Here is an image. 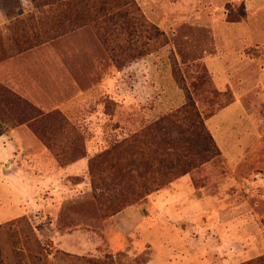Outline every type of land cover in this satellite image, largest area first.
<instances>
[{
	"label": "rangeland",
	"instance_id": "374dc122",
	"mask_svg": "<svg viewBox=\"0 0 264 264\" xmlns=\"http://www.w3.org/2000/svg\"><path fill=\"white\" fill-rule=\"evenodd\" d=\"M0 83L87 148L69 172L28 124L0 136V264H264V0H0ZM187 91L237 144L105 216L88 159Z\"/></svg>",
	"mask_w": 264,
	"mask_h": 264
},
{
	"label": "trees",
	"instance_id": "16d2710c",
	"mask_svg": "<svg viewBox=\"0 0 264 264\" xmlns=\"http://www.w3.org/2000/svg\"><path fill=\"white\" fill-rule=\"evenodd\" d=\"M242 13L243 18L227 22L244 21L247 16L244 11ZM0 120V136L7 132L8 126L15 128L28 124L42 143L55 151L60 163L67 165L68 162L87 158L86 145L78 135L67 139L71 148L54 149L56 139L63 134L62 128H72L65 116L60 112L42 114L36 106L1 83ZM150 141L156 145L154 148ZM65 153L70 160L66 159ZM219 155L221 150L187 91L185 104L175 113L158 118L140 133L116 141L111 147L90 157L87 170L95 177L91 184L104 215L114 216L152 191L159 190ZM111 179L116 182L112 190L99 184ZM145 182H154L156 186L145 189ZM97 189L108 190L110 194L97 193ZM107 258L114 259L112 255Z\"/></svg>",
	"mask_w": 264,
	"mask_h": 264
},
{
	"label": "crops",
	"instance_id": "0c3cea01",
	"mask_svg": "<svg viewBox=\"0 0 264 264\" xmlns=\"http://www.w3.org/2000/svg\"><path fill=\"white\" fill-rule=\"evenodd\" d=\"M245 22H246V21H245ZM240 23H242V22H240ZM232 24H236V23H232ZM208 65H209V64H208ZM206 66H207V65H206ZM207 67H208V66H207ZM227 78L230 79V76L227 75ZM223 79H224V78H221V82L223 81ZM219 82H220V80H219ZM161 87H163V83H162V82H161ZM129 96L132 97L131 94H129ZM127 97H128V95H127ZM167 99L169 100V104H172V102H173V98H172V97L170 98V97L168 96ZM229 113H230V117H232L233 121H234V122H237V121H238V124L232 123L231 125H228V128H224V131H233L235 128H238V129H240V133L236 135L237 138H238L239 135H243V134H242V131H245V127H244L243 123H241V122H243V118H242L240 115H238V113H234V111H233V112H229ZM213 115L216 116L217 113H215V114H213ZM213 115H211V116H213ZM211 116H210L209 119H207V118H204V119H205V123H206L207 128L209 129V131L211 132V130L213 129L214 132H216V133H214V132L212 131L211 133H212L213 137L215 138V141H216L218 147H219V148H228V147L231 148L232 146H235V145L237 144L235 141H232V142H230V143H228V144L226 143V140L224 141V135H223V133H220V132L218 131L220 125L217 126V125H216V122H214L215 120H212ZM223 117H224V116H223ZM216 134H217V135H216ZM228 135H229V134H228ZM216 136H218V137L220 138L221 142L224 143L223 147H222L221 145L218 144L217 139H216ZM221 152H222V150H221ZM53 160H55V158H53ZM49 161H51V159H50ZM85 166H86V160L83 159V160H80V161L74 162V163H72V164H70V165H66V166H64V167H62V168H63V170L65 169V170L71 172L72 170L78 169V168H80V167H81V169H82V168H85ZM69 169H70V170H69ZM60 180H61V179H60ZM50 183H51V182H50ZM127 210H128V208L125 209V211H127ZM193 259H194V258H193Z\"/></svg>",
	"mask_w": 264,
	"mask_h": 264
}]
</instances>
